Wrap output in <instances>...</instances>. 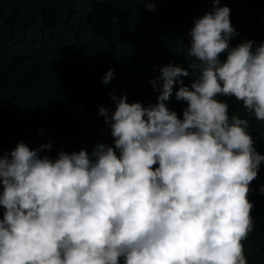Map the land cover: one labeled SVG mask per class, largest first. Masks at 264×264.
I'll use <instances>...</instances> for the list:
<instances>
[{
  "label": "clouds",
  "instance_id": "obj_1",
  "mask_svg": "<svg viewBox=\"0 0 264 264\" xmlns=\"http://www.w3.org/2000/svg\"><path fill=\"white\" fill-rule=\"evenodd\" d=\"M237 35L230 7L212 0L188 32L191 62L149 80L155 103L113 92L114 110L99 106L113 144L53 159L41 155L50 141L21 140L0 154V264H248V193L264 154L225 98L264 121V41L230 44ZM173 93L182 117L166 103Z\"/></svg>",
  "mask_w": 264,
  "mask_h": 264
},
{
  "label": "trees",
  "instance_id": "obj_2",
  "mask_svg": "<svg viewBox=\"0 0 264 264\" xmlns=\"http://www.w3.org/2000/svg\"><path fill=\"white\" fill-rule=\"evenodd\" d=\"M146 2L153 0H0V154L21 140L29 147L50 141L52 148L41 155L53 159L61 149L91 152L98 142H114L98 114L100 105L114 110L110 93L144 105L156 102L149 80L163 64L191 62L188 32L194 18L212 8V0H155V10ZM220 4L230 7L238 31L230 44L264 41V0ZM109 68L115 75L104 83L101 76ZM181 79L188 84L192 77ZM179 86L173 85L174 92ZM225 99L230 115L249 119L255 147L264 154V121L246 113L240 101ZM166 103L182 117L186 102L173 93ZM262 184L264 163L248 193L255 222L243 241L248 264H264Z\"/></svg>",
  "mask_w": 264,
  "mask_h": 264
}]
</instances>
